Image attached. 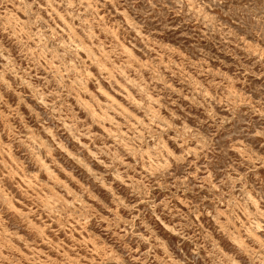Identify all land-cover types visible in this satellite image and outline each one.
<instances>
[{"label":"rangeland","instance_id":"rangeland-1","mask_svg":"<svg viewBox=\"0 0 264 264\" xmlns=\"http://www.w3.org/2000/svg\"><path fill=\"white\" fill-rule=\"evenodd\" d=\"M0 264H264V0H0Z\"/></svg>","mask_w":264,"mask_h":264}]
</instances>
